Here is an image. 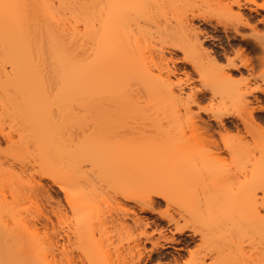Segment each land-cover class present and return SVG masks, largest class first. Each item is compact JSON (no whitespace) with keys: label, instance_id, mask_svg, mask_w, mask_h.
Segmentation results:
<instances>
[{"label":"bare ground","instance_id":"obj_1","mask_svg":"<svg viewBox=\"0 0 264 264\" xmlns=\"http://www.w3.org/2000/svg\"><path fill=\"white\" fill-rule=\"evenodd\" d=\"M183 1L0 0V142L18 147V153L10 158L0 157V183L8 182L9 174L19 168L23 175L13 181L31 191L34 198L49 199L45 183L36 176L56 168L59 172L58 176L48 175L58 188L55 220L8 204L0 189V264H109L112 252L129 257V264H146L144 258L158 248L183 250L184 243L189 244L195 236L205 241L211 235L212 230L205 227L207 221L179 224L175 216L164 214L160 218L174 227L173 235L163 237V242L152 239L144 228L132 244H114V236L130 228L123 218L129 210L124 207L126 201L133 200L140 210L154 212L156 198L166 202L174 198L156 187L169 167H153L162 163L165 155L184 151L189 142L186 131L211 128L200 114L187 115L205 93L210 98L217 94L231 98V126L223 119L227 114L208 116L223 130L222 141L229 128L234 129L240 144L237 161L244 160V164L264 157V144L244 145L246 136L264 133V76L243 77L228 86L231 70L252 71L253 66L247 61L235 63L224 50L205 46L209 39L220 38L194 26L191 20L200 19L214 32L222 25L227 38L231 25L213 22V17L203 12L174 13ZM222 1L229 13L235 5L236 21L245 27L254 28L255 24L243 9L264 10V3L256 0ZM153 32L162 39L170 36L169 45L182 53V61L211 82L195 87L191 72L184 70L183 76L178 75L179 71L168 65L173 57L163 54L164 46L158 48V56L165 66L153 73L142 48ZM234 32L239 35L236 27ZM237 53H242L241 48ZM222 59L226 63L221 64ZM38 61L46 62L47 68L39 67ZM141 94L148 97V108L141 105ZM55 95H63L64 108L32 115L36 104ZM143 108L154 112L146 113ZM217 144L216 140L208 143ZM254 161L249 169L240 165L250 176L244 205L238 206L240 210L235 207V213L247 224L235 225L249 238V248L244 251L237 245L239 256L233 264H247L249 259L264 264V200L256 201L259 192L264 194V165L256 166ZM173 167L175 170L176 165ZM198 172H210V168ZM120 180L131 184L114 187ZM134 187L155 188L136 197ZM109 206H114L115 215ZM219 210L208 204L200 209L199 217L219 218ZM131 218L133 226L141 222ZM144 242L151 244L148 250ZM192 252L189 250L190 257L182 264H202L192 259ZM171 262L180 264L176 256Z\"/></svg>","mask_w":264,"mask_h":264},{"label":"rangeland","instance_id":"obj_2","mask_svg":"<svg viewBox=\"0 0 264 264\" xmlns=\"http://www.w3.org/2000/svg\"><path fill=\"white\" fill-rule=\"evenodd\" d=\"M232 1L234 0H231V2ZM239 1L245 2L246 0ZM256 1L264 3V0ZM180 4L181 5L179 7L173 10L174 13H176V10L183 12L187 11L188 14L189 12H203L212 16L213 22L215 20H221L222 22L231 25V31L227 33V38L222 32V25L218 26V32H214L210 31V26L207 25L206 28L205 24H201L200 19L191 20L192 24L194 23V26L197 25L203 30H209V34H213L220 38L219 41L209 39L211 41H207L205 46L216 49L219 52H223L224 50L235 63L247 61L250 63V66H253L252 71L245 70L239 73V71L231 70V80L229 81L228 86H233V84L243 77L254 78L264 76L263 9L258 8V12H249V9H243L246 16L249 18V22L251 21V24H255V27L251 28L237 23L234 13L237 10L235 5L232 6L231 13H229L219 0H185ZM249 5L254 6L253 4ZM235 27L237 28L239 35L234 32ZM153 34L154 36L146 38L142 47L143 54L146 57V65L151 68L153 73L157 74L158 71L165 66V61H161L158 56V48L164 46L162 49L163 54L167 58L171 56L173 57L171 62L170 60L168 61V65L172 68H176L179 71L178 75L183 76L182 71L184 70L191 72V76L194 80L192 85H195V87H203L205 84L211 82V78L199 77L191 70L188 64L182 61V53L180 51L173 50V48L169 45L170 36H165L162 39L158 33L155 34V32H153ZM253 46L257 49H254ZM239 48H241L242 53H237L238 56H236V51ZM197 61L200 62L199 59H197ZM226 61L227 60L222 59L221 64L226 63ZM37 63L39 64V67L42 68H47L48 66V64L43 61H38ZM249 72H251V74ZM188 90L189 89L186 88V91ZM62 96L63 95H55V97L51 96L48 100H45L40 104H36L31 110L33 113L32 115H40L45 110L49 109L64 108L66 106V101ZM140 97L141 105L148 108V97L142 94ZM187 100V98L184 99V101ZM147 108H143V110H146L144 112H154V109ZM231 110L232 107L230 97H221L217 94L215 97L210 98V94L208 92L205 93V96L201 98V100H199L197 105L191 106V110L187 113V115L193 114L195 116L197 113L200 114L203 117V120L210 122L211 128L208 131L202 127H198L196 130L186 131V135H189V142L185 146L184 151L175 153L174 156H172V154H170L171 156L169 154L165 155L163 158L165 159L167 156L166 161L163 159L162 163L153 167V169L164 168L163 166H166L165 168L168 169L167 167H169V171L164 169L166 170L165 177L161 179L159 185L156 187H160L164 191L173 194L174 198L168 202L163 199L156 198L153 203L154 212L140 210L133 200L126 201L124 207L126 209L129 208V210L127 212L128 214H126V216L124 215L123 218L127 221L130 228L121 231L118 235H115L114 244H119L123 247L128 244H132L134 238H136L140 231L144 228L147 232H151L152 239L158 238L160 242H163V237L169 238L173 235L172 231L174 226L168 225L166 220L160 218V216L164 214H171L176 217L179 224L184 222H189L191 225L200 223L203 224L202 221H207L205 227L208 230H212L211 235L205 241H201L199 236H195L196 238H194V240L189 244L184 243L185 248L183 250H178L171 246L163 249L158 248V250L153 252L149 258H144L146 264H174L165 262L169 260L172 261L173 256H176L179 263L182 264L183 261L190 257L189 250L193 251L192 259L202 264H233L235 259H238L239 256L236 251L237 245H242L244 251H247L249 248V238L244 235L241 230H239L240 227H238L240 224L245 225L247 223H244L242 220V222H240V220L237 219V214L235 212H237V209L240 210V208L243 207V202L246 199L245 195H248L247 183L250 175L247 171H241L242 166L245 165L243 169L253 167L252 163L254 159L251 160L252 163L245 162L244 164V160L237 161L235 153L240 144L238 143V138L235 137L237 135L234 129H231L230 127V133L226 134L228 136H225V141H222L220 134L223 133V130L218 123L216 124L214 120H210L208 116V114H227L228 116L223 119L231 126ZM6 121L8 120L6 119ZM164 127L168 128L169 126L164 125ZM151 132L154 131L151 130ZM214 140H216L218 144L216 146H209L208 143ZM244 140V145H247L248 147L254 146L255 144L262 145L264 144V133L253 132L252 135L246 136ZM15 153H18L17 145L10 144L5 141L0 142L1 158H10ZM254 164L256 166L264 165V157L255 160ZM174 165H176L175 170L173 167ZM172 167L173 169H171ZM205 167H209L210 172H198V169ZM56 169H50L54 172H49L47 170L44 171L43 174H40V176L43 177H40L39 175L36 176L37 179L40 178L41 182L45 183V188L48 190L51 198L47 199L46 197L38 195L39 198L36 199L32 196L31 191L28 193L26 188L21 187L19 183L13 181L21 178L23 175L20 172V169L16 168L13 173L9 174L10 179L8 182L0 183V189L4 194L5 200L8 204L27 208L29 211L28 213L39 211L41 213L40 218H42L44 214H47L55 220L58 188L53 184L48 175L58 176L59 172L56 171ZM113 184L114 187L121 189L122 187L131 184V182L120 180L115 181ZM153 188L155 187H134L133 190L136 192V197H138L142 193H147ZM258 195L259 196L256 201L259 203L264 200V194L259 192ZM208 204H211L217 209H221V211L219 210V213H221L219 218L204 220L199 217L200 209H204ZM106 208L107 207H105V211ZM108 208L112 215L116 214L117 211L114 209V206H109ZM133 212L135 217L141 219H139L141 222L134 226L131 220V217H134L132 216ZM144 223H147L148 226ZM223 225L227 226V228L219 230ZM174 237L187 238L185 234H174ZM145 246L148 250L151 247V244L146 242ZM1 247L2 245L0 244V248ZM251 257L255 256L252 255ZM128 259L129 257L122 258L112 252V254L107 258V261L109 264H129ZM247 262V264L257 263L251 259L247 260Z\"/></svg>","mask_w":264,"mask_h":264},{"label":"flooded vegetation","instance_id":"obj_3","mask_svg":"<svg viewBox=\"0 0 264 264\" xmlns=\"http://www.w3.org/2000/svg\"><path fill=\"white\" fill-rule=\"evenodd\" d=\"M160 262H164V261H160ZM165 262H170V263H172L170 260H169V261H165Z\"/></svg>","mask_w":264,"mask_h":264}]
</instances>
